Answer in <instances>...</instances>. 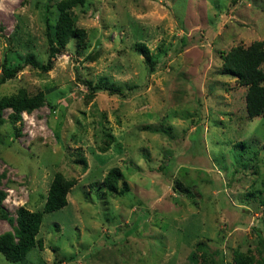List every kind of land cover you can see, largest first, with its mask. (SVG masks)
Listing matches in <instances>:
<instances>
[{"label":"rangeland","instance_id":"obj_1","mask_svg":"<svg viewBox=\"0 0 264 264\" xmlns=\"http://www.w3.org/2000/svg\"><path fill=\"white\" fill-rule=\"evenodd\" d=\"M57 1L0 0V71L28 52L46 59L43 17L53 25ZM72 13L85 47L72 39L48 72L24 67L0 83V96L41 87L47 102L15 123L2 110V206L12 217L41 209L57 171L77 182L64 207L43 213L42 247L20 262L0 254V264H199V241L221 243L233 264L234 249L254 250L264 237V120L247 116L246 87L220 73L219 55L264 40V0H86ZM105 135L113 141L100 151ZM112 167L128 187L116 196L101 185ZM10 229L0 219V234Z\"/></svg>","mask_w":264,"mask_h":264},{"label":"trees","instance_id":"obj_2","mask_svg":"<svg viewBox=\"0 0 264 264\" xmlns=\"http://www.w3.org/2000/svg\"><path fill=\"white\" fill-rule=\"evenodd\" d=\"M50 2L51 0H47ZM86 0H58L55 3L56 17L53 25L49 23V16L44 13V35L46 40L47 57L44 61H38L35 56L28 52L19 62L14 64H2L0 71V83L13 78L21 72L24 67H30L36 72L43 74L53 67V61L57 53L75 40L77 47H85L86 30L77 25L76 16L72 13L75 8L83 7ZM137 52L142 55L144 62L149 65L151 55L146 46H137ZM220 73L226 74L246 87L244 94L245 110L247 116L252 119L261 116L264 120V69L261 64L264 62V40H254L249 45H235L228 51L220 52ZM6 57V55H5ZM84 82L90 83L85 79ZM109 94H116L119 97H126L123 89L103 83ZM47 103L43 89L40 87L34 90L22 86L14 93L0 96V124L3 123L2 110L10 109L8 120L12 123L21 120L23 112H31ZM112 135H105L98 145L100 151H105ZM84 167V160L81 159ZM4 173L0 172V184ZM121 181V182H120ZM77 182L76 177L66 176L60 171L53 174L49 183L44 203L39 210H30L27 207L19 206L15 210V216H10L3 208L2 201L6 192L0 187V219H6L11 229L0 234V254L11 262L22 261L32 248H41L42 240L38 237L39 227L43 213L64 207L67 203V194L71 187ZM101 185L107 194L116 196L127 191L128 187L122 180V172L118 167L108 170L102 179ZM179 191L192 199L195 196L193 189L183 185L179 180L175 185ZM261 207H264V198L260 200ZM259 241L254 250L247 249L232 251L233 264H264V237L258 233ZM191 258L197 259L199 264H225L224 255L219 243L218 248L211 249L205 242L199 241L196 244V253ZM192 255V254H191Z\"/></svg>","mask_w":264,"mask_h":264}]
</instances>
